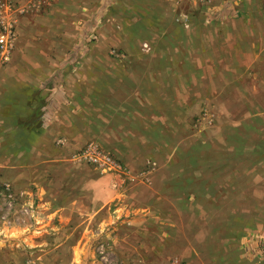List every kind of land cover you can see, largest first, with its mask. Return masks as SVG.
<instances>
[{
	"label": "rangeland",
	"instance_id": "374dc122",
	"mask_svg": "<svg viewBox=\"0 0 264 264\" xmlns=\"http://www.w3.org/2000/svg\"><path fill=\"white\" fill-rule=\"evenodd\" d=\"M168 1L174 6L158 7L165 28H189L214 5V0ZM216 1L231 12H259L264 18V0ZM122 2L106 5L104 34L89 37L92 45L78 55L94 63L73 69L72 75L88 79L104 70L103 108L96 106L101 85L73 86L92 114V127L102 110L106 119L118 122L112 107L134 85L113 86L108 79L142 73L123 67L132 59L143 63L144 50L159 41L155 30L139 22L131 26L133 10ZM113 23L121 28L112 30ZM96 62L103 67L97 69ZM220 86L221 99L202 100L206 108L200 113L170 116L168 132H129L124 123L110 122L99 132L81 133L75 125L72 134H60L55 159L66 158V164L56 167L55 177H45L51 189L41 199L49 200L46 206L36 179H0V187L8 183L13 192L10 200L0 194V264H264V91L251 83L227 85V92ZM89 143L112 162L81 159L78 154ZM102 200L109 202L96 212L95 202Z\"/></svg>",
	"mask_w": 264,
	"mask_h": 264
},
{
	"label": "crops",
	"instance_id": "0c3cea01",
	"mask_svg": "<svg viewBox=\"0 0 264 264\" xmlns=\"http://www.w3.org/2000/svg\"><path fill=\"white\" fill-rule=\"evenodd\" d=\"M9 1L14 7L8 17L14 21L18 36L10 61L0 64V179H36V192L44 206L49 201L41 200L48 194L45 177H55L56 167L66 164V158L55 159L61 149L54 142L60 134H72L73 126L81 133L99 132L104 130L103 125L112 122L124 123V131L163 133L169 131L170 116L200 113L206 108L202 107V100L211 104L221 99L220 85H225V92L227 85L249 83L263 87L257 92L264 91V18L259 12H231L214 0L212 11L194 20L191 27L165 28L167 19L158 7L174 6L170 1L121 0L135 12H128L133 20L131 26L139 22L145 29L155 30L159 41H152L153 46L144 50L148 58L143 63L132 59L123 67L128 73L137 68L142 73L129 79L118 80L115 75L108 79L111 81L107 83L112 82L113 86L130 83L134 87L128 96L122 95L118 107H112V118L119 116L118 122L106 119L102 110L93 129L94 121L89 119L92 114L73 86L86 89L84 84L88 81L96 83L97 89L101 85L96 92V106L103 108L99 90L103 99L104 70L91 79L72 74L73 69H85L94 63L81 60L78 55L92 45L89 37L104 34L103 9L115 0ZM134 2L138 7H132ZM114 16L111 20L115 21ZM110 26L112 30L120 27L114 23ZM94 66L103 67L99 62ZM113 91L115 94V87ZM223 100L222 107L227 102L226 98ZM116 145L125 144L117 141ZM50 150L56 155H47ZM108 202H95V211H102Z\"/></svg>",
	"mask_w": 264,
	"mask_h": 264
},
{
	"label": "built area",
	"instance_id": "2783aa9c",
	"mask_svg": "<svg viewBox=\"0 0 264 264\" xmlns=\"http://www.w3.org/2000/svg\"><path fill=\"white\" fill-rule=\"evenodd\" d=\"M184 1V0H176ZM194 3H204L209 0H186ZM13 3L8 0H0V61L6 63L10 60L16 42V28L14 21L8 17L9 11L12 10ZM188 25V23H185ZM145 47L148 45L145 44ZM79 157L87 162L105 165L112 162V158L98 150L97 146L88 144L80 152ZM0 194H3L9 200L13 197V192L8 183L0 187ZM11 205V202H9ZM28 210L27 208H24Z\"/></svg>",
	"mask_w": 264,
	"mask_h": 264
}]
</instances>
